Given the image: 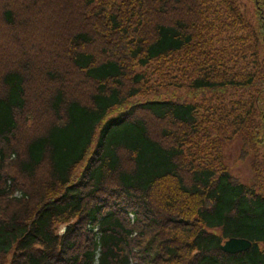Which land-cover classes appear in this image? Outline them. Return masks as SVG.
Listing matches in <instances>:
<instances>
[{
    "label": "trees",
    "instance_id": "1",
    "mask_svg": "<svg viewBox=\"0 0 264 264\" xmlns=\"http://www.w3.org/2000/svg\"><path fill=\"white\" fill-rule=\"evenodd\" d=\"M252 3L0 0V264H264ZM231 237L253 246L226 253Z\"/></svg>",
    "mask_w": 264,
    "mask_h": 264
},
{
    "label": "rangeland",
    "instance_id": "2",
    "mask_svg": "<svg viewBox=\"0 0 264 264\" xmlns=\"http://www.w3.org/2000/svg\"><path fill=\"white\" fill-rule=\"evenodd\" d=\"M238 3L240 5V8L242 10L247 11L248 14L251 13V10L253 9V3L252 0H238ZM174 9H171L170 12H173ZM68 19L71 18V16L67 17ZM11 54H15V52H11ZM152 124L154 125V135L159 136V130L162 129L165 124L161 121H153ZM152 126V125H151ZM241 148H242V142L240 139H234L232 142L227 144L225 148V156L228 160V164L230 167V171L232 174L239 178L242 182L246 184L252 185L254 181V172H253V164L251 157H248L246 160H241ZM41 173H44V169H39V176L42 175ZM37 175V174H36ZM45 175V173H44ZM43 175V176H44ZM42 176V177H43ZM41 177V179H42ZM26 179L27 184H25L29 189L32 188V185L34 181L30 178H24ZM36 179V177H35ZM65 226H60V232H64Z\"/></svg>",
    "mask_w": 264,
    "mask_h": 264
},
{
    "label": "water",
    "instance_id": "3",
    "mask_svg": "<svg viewBox=\"0 0 264 264\" xmlns=\"http://www.w3.org/2000/svg\"><path fill=\"white\" fill-rule=\"evenodd\" d=\"M252 246V241L247 238L231 237L221 248L226 253L237 254L249 250Z\"/></svg>",
    "mask_w": 264,
    "mask_h": 264
}]
</instances>
